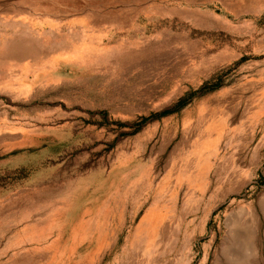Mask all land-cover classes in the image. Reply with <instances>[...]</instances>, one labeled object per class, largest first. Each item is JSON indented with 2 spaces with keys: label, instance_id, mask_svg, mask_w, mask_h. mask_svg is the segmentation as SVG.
Masks as SVG:
<instances>
[{
  "label": "rangeland",
  "instance_id": "obj_1",
  "mask_svg": "<svg viewBox=\"0 0 264 264\" xmlns=\"http://www.w3.org/2000/svg\"><path fill=\"white\" fill-rule=\"evenodd\" d=\"M262 140L264 0H0V264L148 263L151 218L186 205L187 264H264Z\"/></svg>",
  "mask_w": 264,
  "mask_h": 264
},
{
  "label": "bare ground",
  "instance_id": "obj_2",
  "mask_svg": "<svg viewBox=\"0 0 264 264\" xmlns=\"http://www.w3.org/2000/svg\"><path fill=\"white\" fill-rule=\"evenodd\" d=\"M248 111L249 112H251V110H252V107H250L249 105H248ZM249 112H248V114H249ZM212 113V112H211ZM255 113V112H254ZM260 114V113H259ZM252 115H253V113H252ZM200 124V127H201V130H202V132L201 133H203L204 131H205V127L207 126V125H205L203 122H199ZM213 130V129H212ZM186 131H187V129H186ZM212 132V131H211ZM188 132H186L185 133V135L187 134ZM197 138V137H196ZM198 140V139H197ZM262 143H264V140H262V142H261V144ZM183 144V143H182ZM192 146V145H191ZM190 147V146H189ZM204 147V146H203ZM184 148V147H183ZM180 149V148H179ZM179 149H177V150H179ZM185 149V148H184ZM186 149H187V147H186ZM182 151H183V149H182ZM256 151V150H255ZM185 152V151H184ZM188 153L187 154H185V155H182L183 157V160H182V162L180 163V166H179V164H178V168H171V169H169V170H166V173H165V178H164V184H165V186H167V187H169V188H173L172 189V191H174L176 188H178V184H180V183H190V182H192L194 179H193V176H194V174H192L193 172H190V170L191 169H197V167H201L202 166V164L200 163V162H204L203 160H204V158H203V156L204 155H201V154H199L198 152H197V148L196 147H192V148H190L188 151H187ZM172 154V153H171ZM174 155V154H173ZM175 156V155H174ZM173 158V157H172ZM170 160V159H169ZM176 161V160H175ZM181 161V160H180ZM243 161V160H242ZM171 162V161H170ZM237 162V161H236ZM235 162V163H236ZM240 162V161H239ZM167 164V163H166ZM166 164H165V166H166ZM177 164V163H176ZM239 164H241L240 165V169L239 170H237L236 171V173H234V174H230L228 177L226 176V179L225 180H221V184L223 185V186H225L226 184H228L229 183V185H231V187L228 185V189H232V187L233 186H235V184H237V186H239L242 182H244L245 181V179H246V177H247V173H248V171L252 168V167H254V165H255V158L253 157V158H251V159H249L248 161H246L245 163H239ZM169 165V164H168ZM237 165V164H236ZM176 166V165H175ZM174 166V167H175ZM236 167V166H235ZM237 167H239V166H237ZM167 169H168V167H167ZM236 169V168H235ZM234 169V170H235ZM164 173V172H163ZM155 177V176H154ZM263 178H264V176H263ZM173 180L175 183L174 184H172V183H170V182H168L169 180ZM159 181V180H158ZM152 182H154L155 183V181H152ZM152 182H151V184H152ZM168 182V183H167ZM137 183V182H136ZM200 183V182H199ZM156 186V185H155ZM154 186V187H155ZM164 186V185H163ZM153 187V186H152ZM246 187V186H245ZM154 191V190H153ZM227 192H228V190H227ZM221 194H222V198H224L227 194L225 193V192H223V191H221ZM239 194V193H238ZM170 196H171V194H170ZM230 196V195H229ZM155 197V196H154ZM157 197V196H156ZM154 202H156V201H154ZM194 206H196L195 208H194V210H195V212L198 210V208H197V206H199V204L198 203H194ZM260 206H262V205H260ZM192 206L190 205V207H188V209H187V205L185 206V207H183L182 208V212L180 213V215L178 216V218L173 222V223H171V224H169V225H167L166 227H165V229L164 230H162L161 231V227H160V222H159V218L157 217V216H154L153 218H151V223L149 222V224H150V226H151V231H152V234H151V239H152V241H151V244H152V247L154 248V249H156L155 250V252L154 251H152V253H150L149 252V259H148V263H150V264H187V258H188V254H187V252H188V247H189V244H190V242H191V240H192V238H194V237H196V236H198V235H202L203 234V232H202V230H203V227L205 226V224L207 223V220H206V218L203 220V221H200V220H198V219H196V218H192V219H186V212H191L192 213ZM260 208V207H259ZM155 210V209H154ZM241 210H244V209H241ZM263 210V209H262ZM155 211H157V209L155 210ZM264 211V210H263ZM259 212V211H258ZM187 213V214H188ZM193 215H194V213H193ZM235 215V214H234ZM237 215V214H236ZM254 215H255V213H254ZM263 215V213H261V216ZM236 216H234V218H235ZM238 218V217H237ZM249 218V217H248ZM185 219L187 220V221H185ZM232 219V218H231ZM229 220V219H228ZM228 220H226L227 221V223H231V222H229ZM234 220V219H233ZM233 220H231V221H233ZM237 220V219H236ZM246 220V219H245ZM244 220V223H242L240 220H239V218H238V220L237 221H233L232 223H233V225H232V227H234L233 229L234 230H237L236 231V233L237 234H239V237L241 238H239L238 239V235L236 236L237 237V239H235L234 238V236H233V238H234V240H239L238 242H239V245L241 244L240 243V241L241 242H245L246 244L249 242V240L252 238V231H251V224L248 222L249 221V219H247L248 221L246 222ZM163 222V221H162ZM264 223V222H263ZM226 225V224H225ZM227 226V225H226ZM231 227V228H232ZM236 227H237V229H236ZM239 227H240V229H239ZM233 229H232V231H233ZM231 230V229H230ZM232 231H230L229 232V235H230V233H232ZM251 231V233H249ZM234 232V231H233ZM242 234H244V235H242ZM252 234V235H251ZM232 235H234V233L232 234ZM231 236V235H230ZM232 237V236H231ZM230 237V239H233V238H231ZM257 237V236H256ZM233 240V241H234ZM225 241V240H224ZM214 242V241H213ZM229 242H230V240H229ZM228 242V243H229ZM232 242V241H231ZM230 242V246H229V244H227L228 245V247L226 248L227 250H225V251H227V252H231L230 251V249H232L233 248V246L235 247V248H233V250L234 249H236L235 250V252L236 251H238L240 248H241V246H243V244L242 245H238V247H240V248H236L237 246H235V245H233L232 243ZM236 241H234V243H235ZM150 244V245H151ZM223 244V243H222ZM233 246H232V245ZM237 244V243H236ZM253 244V243H252ZM251 244V246H255V244L254 245H252ZM223 246H224V244H223ZM231 246H232V248H231ZM151 247V246H150ZM149 247V248H150ZM230 247V249H228ZM249 247H250V245H249ZM249 247H248V245H247V248L248 249H245L246 248V246H245V254L244 255H247L246 254V250H247V252H249L250 254H251V252H253V251H251V250H255V249H252V248H250L249 249ZM255 248V247H254ZM152 250V249H151ZM150 250V251H151ZM149 251V250H148ZM240 252H237L238 253V255L241 253V252H243L242 250H239ZM223 253H224V251H222ZM222 252L220 253V254H222ZM237 253H236V255H237ZM254 253V252H253ZM227 253L225 252V254H224V257H227V256H225ZM230 254H232V252L230 253ZM59 258H61L62 260H64V258L66 257V253H60V252H58L57 254H56ZM223 255V254H222ZM228 255H229V253H228ZM237 255V256H238ZM243 254H241V261H243L242 259H247L246 258V256H244V258H243V256H242ZM135 258H134V257ZM230 257H231V255H229ZM233 256H235V254H233ZM250 256H252V255H250ZM224 257H223V259H224ZM238 257H240V256H238ZM237 257V258H238ZM247 257L249 258V255H247ZM229 258V257H228ZM236 258V257H235ZM135 259H137V260H135ZM224 260H226V259H224ZM233 260L234 259H232L231 258V260H227V261H229L230 263H232L233 262ZM237 260V259H236ZM238 260H240L239 258H238ZM237 260V261H238ZM147 259L145 260L144 259V256L141 254H139L138 252H133L132 253V255H131V257L128 259V261L127 262H125V263H123V264H148L147 262ZM236 261V262H237ZM246 261H248V259L246 260ZM243 262L242 264H248V262H250V259H249V261L248 262ZM120 262V261H119ZM235 262V261H234ZM233 262V263H234ZM199 264H208V262H207V260L204 258V259H202V260H200V263ZM235 264V263H234ZM251 264V263H250Z\"/></svg>",
  "mask_w": 264,
  "mask_h": 264
}]
</instances>
